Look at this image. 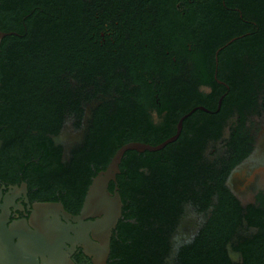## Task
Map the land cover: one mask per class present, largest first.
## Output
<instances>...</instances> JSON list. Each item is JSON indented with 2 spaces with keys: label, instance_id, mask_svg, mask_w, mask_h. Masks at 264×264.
<instances>
[{
  "label": "flooded vegetation",
  "instance_id": "obj_1",
  "mask_svg": "<svg viewBox=\"0 0 264 264\" xmlns=\"http://www.w3.org/2000/svg\"><path fill=\"white\" fill-rule=\"evenodd\" d=\"M38 5L43 19L54 24L59 103L79 98L82 109L79 128L75 115L65 110L58 132L47 135L63 163L83 146L99 107L107 121H119L124 130L146 135L152 128L167 139L183 118L170 144L186 135L216 169L237 145L243 151L247 145V157L231 170L225 187L242 209L259 205L264 198V0H40ZM28 33L24 24L27 39ZM173 104L178 105L175 125L169 122ZM61 194L27 180L22 171L0 175V264H48L41 249L43 222L75 226L65 213L80 212L65 209ZM58 203L64 212L42 210ZM210 215L211 208L199 212L184 204L161 264H178L179 249L194 242ZM257 233L242 219L223 243L225 258L211 262L252 264L243 254ZM69 250L67 242L60 243V252L74 264H93L81 247ZM254 263L264 264V257Z\"/></svg>",
  "mask_w": 264,
  "mask_h": 264
},
{
  "label": "trees",
  "instance_id": "obj_2",
  "mask_svg": "<svg viewBox=\"0 0 264 264\" xmlns=\"http://www.w3.org/2000/svg\"><path fill=\"white\" fill-rule=\"evenodd\" d=\"M39 2L0 0V32L11 33L0 42V175L22 171L27 180L38 181L45 189L56 187L65 209L77 213L92 178L106 169L121 146L130 142L156 146L168 136L152 128L146 135L134 128L124 130L119 121H107L99 107L83 146L71 154L70 162L61 161L60 150L47 135L58 132L65 110L75 115L74 126L79 128L82 109L79 98L59 103L54 24L43 19ZM181 97L180 93L176 98L178 105ZM173 105L169 122L175 125L172 117L178 105ZM189 141L180 135L157 152L124 153L116 175L121 218L112 233L107 264H161L186 203L199 212L211 208V215L194 242L179 249L178 264H213L211 260L225 258L223 243L242 219L258 229L244 257L252 259V264L264 257V198L258 199V206L242 209L225 187L231 170L247 157V145L245 151L237 145V151L223 158L221 169H216Z\"/></svg>",
  "mask_w": 264,
  "mask_h": 264
},
{
  "label": "water",
  "instance_id": "obj_3",
  "mask_svg": "<svg viewBox=\"0 0 264 264\" xmlns=\"http://www.w3.org/2000/svg\"><path fill=\"white\" fill-rule=\"evenodd\" d=\"M11 33L0 32L1 40ZM178 122L176 134L157 146L132 142L121 146L111 158L106 169L98 172L91 180L84 196L80 212L77 216L70 218L75 226H64L60 222H43L41 249L48 256V264H74L66 254L60 252V243L63 241L70 245L71 254L76 246L81 247L86 257L93 264H107L110 253V242L112 233L121 218L122 202L116 184V175L119 173V164L126 151L157 152L167 144L174 142L181 129ZM113 184V190L109 191V184ZM58 208L64 212L62 204H44L42 210ZM69 233L72 236L69 237ZM36 264V263H35Z\"/></svg>",
  "mask_w": 264,
  "mask_h": 264
}]
</instances>
